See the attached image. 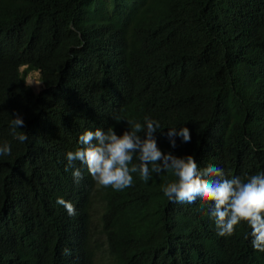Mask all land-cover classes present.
<instances>
[{
	"label": "trees",
	"instance_id": "1",
	"mask_svg": "<svg viewBox=\"0 0 264 264\" xmlns=\"http://www.w3.org/2000/svg\"><path fill=\"white\" fill-rule=\"evenodd\" d=\"M146 116L164 153L264 174V0H0V264H264L246 223L222 237L213 202L164 196L171 172L117 191L79 161L78 184L65 171L85 130L121 135ZM181 127L191 142L172 148Z\"/></svg>",
	"mask_w": 264,
	"mask_h": 264
},
{
	"label": "clouds",
	"instance_id": "2",
	"mask_svg": "<svg viewBox=\"0 0 264 264\" xmlns=\"http://www.w3.org/2000/svg\"><path fill=\"white\" fill-rule=\"evenodd\" d=\"M115 119L121 121L118 116ZM126 122L130 128L121 135L113 127L107 131L85 130L80 134L81 147L66 153L65 171L74 168L75 162L79 161L98 185L110 186L117 191L132 186L134 173L147 182L152 173L171 172L174 179L162 187L164 196L181 204H192L198 199L213 202L210 215L219 236H232L236 226L244 222L251 230L253 249L264 252V174L251 175L244 181L240 177L225 178L224 171L216 166H207L201 171L192 155L176 156L161 151L154 136L161 128L158 121L146 116L143 125ZM24 124L19 113L10 122L14 138L22 143L29 136L27 133L16 134V129ZM141 133H144L143 138ZM167 136L172 148L176 147L177 136L183 143L191 142L187 127L170 128ZM0 155H11L7 141L0 145ZM134 158L137 163H133ZM72 176L77 184L83 179L79 168H74ZM56 203L62 205L69 216L76 214L74 205L64 198L58 197ZM63 254L70 255V249L65 248Z\"/></svg>",
	"mask_w": 264,
	"mask_h": 264
},
{
	"label": "rangeland",
	"instance_id": "3",
	"mask_svg": "<svg viewBox=\"0 0 264 264\" xmlns=\"http://www.w3.org/2000/svg\"><path fill=\"white\" fill-rule=\"evenodd\" d=\"M21 69H23V67H21ZM26 84L30 86L35 93H39L42 88V84L39 80V72L30 71L26 77ZM103 252L105 251L103 250Z\"/></svg>",
	"mask_w": 264,
	"mask_h": 264
}]
</instances>
